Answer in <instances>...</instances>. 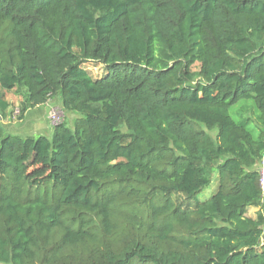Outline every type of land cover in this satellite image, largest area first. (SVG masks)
Segmentation results:
<instances>
[{
    "label": "trees",
    "instance_id": "obj_1",
    "mask_svg": "<svg viewBox=\"0 0 264 264\" xmlns=\"http://www.w3.org/2000/svg\"><path fill=\"white\" fill-rule=\"evenodd\" d=\"M0 87V264H264V0H0Z\"/></svg>",
    "mask_w": 264,
    "mask_h": 264
},
{
    "label": "rangeland",
    "instance_id": "obj_2",
    "mask_svg": "<svg viewBox=\"0 0 264 264\" xmlns=\"http://www.w3.org/2000/svg\"><path fill=\"white\" fill-rule=\"evenodd\" d=\"M87 69L92 73L94 77H101L104 75V69L102 66L89 63L87 64ZM198 69V67H197ZM4 94L6 100L11 104L9 112H7L6 116L7 118L4 119V122L6 125L10 126V130L7 128L6 125H4V128L6 129V133L10 135H18L22 137L26 136H49L47 134V127L50 125L51 127L54 126V124L59 123L61 120H65L68 122V125H72L73 121L75 119V115L68 114L60 110V104H58L59 100L55 102V106L49 108V111L47 112L46 117H40L35 118L38 120V123L35 121V119L30 118V120H27L26 117H24L23 120L20 119V102L21 99L14 91L6 92L2 90L0 87V95ZM51 112H54L51 115ZM30 115H33V112L30 113ZM213 136L216 135V131L212 133ZM50 137V136H49ZM218 188V178L215 176L213 179L211 185H209L207 188H205L203 191H201L196 198L201 201H207L209 200L217 191ZM248 215L254 217L256 215V212H253V209H249Z\"/></svg>",
    "mask_w": 264,
    "mask_h": 264
},
{
    "label": "crops",
    "instance_id": "obj_3",
    "mask_svg": "<svg viewBox=\"0 0 264 264\" xmlns=\"http://www.w3.org/2000/svg\"><path fill=\"white\" fill-rule=\"evenodd\" d=\"M57 100H51L47 105H44V106H42L40 108H37V109L29 110L25 114L26 119L27 120H30V118L35 119V118H40V117H46L45 115H47V112L49 111V108L54 107L55 106L54 104H55V102ZM58 104H60V101L58 102ZM8 112H9V110H8ZM32 112H33V115H30V113H32ZM6 118H7V116H5V119ZM35 121L38 123V120L35 119ZM5 123H7V122H4L3 121V124L4 125H6ZM6 126L10 130V126H8V125H6ZM52 132H53V127H51L50 125H48V127H47V134L49 136H51L52 135ZM263 169H264V158H263V161L261 163V170H263ZM250 209H253V212H257V209H255V208H250Z\"/></svg>",
    "mask_w": 264,
    "mask_h": 264
},
{
    "label": "built area",
    "instance_id": "obj_4",
    "mask_svg": "<svg viewBox=\"0 0 264 264\" xmlns=\"http://www.w3.org/2000/svg\"><path fill=\"white\" fill-rule=\"evenodd\" d=\"M54 112H51V115L53 114ZM63 122L62 120L59 122L61 123ZM57 123V124H59ZM56 124H54L55 126ZM260 185H261V190H262V197H263V201H264V169L261 170V179H260Z\"/></svg>",
    "mask_w": 264,
    "mask_h": 264
}]
</instances>
